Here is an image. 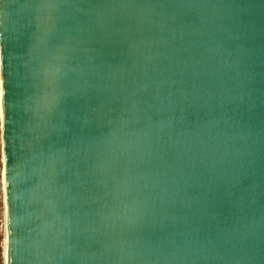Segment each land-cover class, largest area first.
Returning <instances> with one entry per match:
<instances>
[{
	"label": "water",
	"instance_id": "water-1",
	"mask_svg": "<svg viewBox=\"0 0 264 264\" xmlns=\"http://www.w3.org/2000/svg\"><path fill=\"white\" fill-rule=\"evenodd\" d=\"M8 264H264V0H0Z\"/></svg>",
	"mask_w": 264,
	"mask_h": 264
},
{
	"label": "built area",
	"instance_id": "built-area-1",
	"mask_svg": "<svg viewBox=\"0 0 264 264\" xmlns=\"http://www.w3.org/2000/svg\"><path fill=\"white\" fill-rule=\"evenodd\" d=\"M1 94V92H0ZM0 105H1V98H0ZM1 109V107H0ZM0 153H1V162L3 164V172H4V157H3V134H2V121H1V111H0ZM3 172H2V192H3V199L0 196V226L4 229V242L3 245L0 244V264H6L5 252H4V244L5 240L7 241V218H6V200L3 191Z\"/></svg>",
	"mask_w": 264,
	"mask_h": 264
},
{
	"label": "rangeland",
	"instance_id": "rangeland-1",
	"mask_svg": "<svg viewBox=\"0 0 264 264\" xmlns=\"http://www.w3.org/2000/svg\"><path fill=\"white\" fill-rule=\"evenodd\" d=\"M0 72H1V69H0ZM0 81H1V73H0ZM2 172H3V164L1 162V153H0V196H1V199H3V192H2ZM3 190H5L4 189V178H3ZM3 240H4V229L1 228V226H0V244L1 245H3V242H4Z\"/></svg>",
	"mask_w": 264,
	"mask_h": 264
},
{
	"label": "bare ground",
	"instance_id": "bare-ground-1",
	"mask_svg": "<svg viewBox=\"0 0 264 264\" xmlns=\"http://www.w3.org/2000/svg\"><path fill=\"white\" fill-rule=\"evenodd\" d=\"M0 69H1V58H0ZM1 73V72H0ZM0 92H1V94H0V98H1V105H0V107H1V109H2V73H1V81H0ZM1 114H2V111H1ZM3 178H4V189L5 190H3L4 191V194H6V185H5V173L3 172ZM5 200H6V197H5ZM5 215H6V218H7V212L5 213ZM7 241L5 240V244H4V252H5V258H6V264H8V261H7Z\"/></svg>",
	"mask_w": 264,
	"mask_h": 264
},
{
	"label": "clouds",
	"instance_id": "clouds-1",
	"mask_svg": "<svg viewBox=\"0 0 264 264\" xmlns=\"http://www.w3.org/2000/svg\"><path fill=\"white\" fill-rule=\"evenodd\" d=\"M0 111H2V109H0Z\"/></svg>",
	"mask_w": 264,
	"mask_h": 264
}]
</instances>
